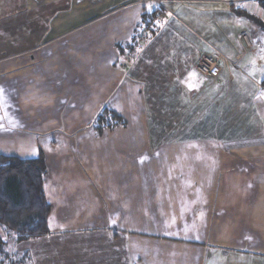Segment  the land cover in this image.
<instances>
[{
	"label": "crops",
	"instance_id": "0c3cea01",
	"mask_svg": "<svg viewBox=\"0 0 264 264\" xmlns=\"http://www.w3.org/2000/svg\"><path fill=\"white\" fill-rule=\"evenodd\" d=\"M247 15L264 21L256 1L0 0L8 32L44 21L0 57V154L46 163L49 233L14 244L26 264H264V32ZM205 53L222 55L211 77ZM103 108L121 122L97 132Z\"/></svg>",
	"mask_w": 264,
	"mask_h": 264
},
{
	"label": "trees",
	"instance_id": "16d2710c",
	"mask_svg": "<svg viewBox=\"0 0 264 264\" xmlns=\"http://www.w3.org/2000/svg\"><path fill=\"white\" fill-rule=\"evenodd\" d=\"M256 2L264 10V0ZM247 16L264 32V21ZM93 122L95 131L101 132L121 120L103 108ZM45 175L46 163L41 155L21 158L0 154V264H26L28 256L17 253L14 244L49 233L51 204L42 187Z\"/></svg>",
	"mask_w": 264,
	"mask_h": 264
},
{
	"label": "rangeland",
	"instance_id": "374dc122",
	"mask_svg": "<svg viewBox=\"0 0 264 264\" xmlns=\"http://www.w3.org/2000/svg\"><path fill=\"white\" fill-rule=\"evenodd\" d=\"M221 9H224V8L221 7ZM9 19H12V18H8V17L0 18V57H7L9 55H14L12 53H15V52L17 53V51L23 49V47H26L30 44H36L37 42H39V39L43 33L41 32L42 28H40V26L43 27L44 25V21L42 20V18H34V24L37 25L38 27L34 33L28 34V35H26L25 33H22L23 24L21 23H23L22 20L24 19L22 17L16 16L15 18H13L15 23L19 22L20 20V22L16 24L18 26L14 27L15 29L13 32H8L7 28L5 30V27H7V23L10 21ZM234 21L235 20L233 19V23ZM12 108H13L12 105H9L7 107V109L9 110H11ZM1 133L2 132L0 131V149L7 151V150L14 148L15 144L12 143L13 141L7 140V139L4 140ZM11 136L12 138H15L16 140H18L19 138L20 139L24 138L26 134H23V132L20 130H16L15 134L10 135V137Z\"/></svg>",
	"mask_w": 264,
	"mask_h": 264
},
{
	"label": "built area",
	"instance_id": "2783aa9c",
	"mask_svg": "<svg viewBox=\"0 0 264 264\" xmlns=\"http://www.w3.org/2000/svg\"><path fill=\"white\" fill-rule=\"evenodd\" d=\"M139 3L145 4L147 2H155L161 4L163 0H137ZM227 6L234 7L237 4L245 1H256V0H216ZM242 40L246 45H250L249 39L246 34H242ZM222 55L220 53H205L203 54L195 65L196 71L206 77L216 75L220 70V61ZM261 88L264 92V83L261 84Z\"/></svg>",
	"mask_w": 264,
	"mask_h": 264
},
{
	"label": "snow or ice",
	"instance_id": "6c2138e0",
	"mask_svg": "<svg viewBox=\"0 0 264 264\" xmlns=\"http://www.w3.org/2000/svg\"><path fill=\"white\" fill-rule=\"evenodd\" d=\"M149 7H151V6H149ZM2 93H3V89L0 88V96H2Z\"/></svg>",
	"mask_w": 264,
	"mask_h": 264
}]
</instances>
